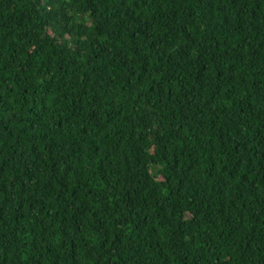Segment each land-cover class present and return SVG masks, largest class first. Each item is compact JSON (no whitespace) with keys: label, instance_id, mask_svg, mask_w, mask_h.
I'll return each mask as SVG.
<instances>
[{"label":"trees","instance_id":"16d2710c","mask_svg":"<svg viewBox=\"0 0 264 264\" xmlns=\"http://www.w3.org/2000/svg\"><path fill=\"white\" fill-rule=\"evenodd\" d=\"M0 264H264V0H0Z\"/></svg>","mask_w":264,"mask_h":264}]
</instances>
